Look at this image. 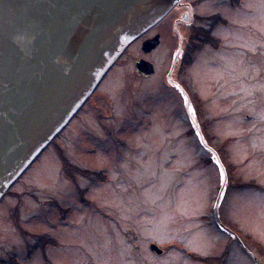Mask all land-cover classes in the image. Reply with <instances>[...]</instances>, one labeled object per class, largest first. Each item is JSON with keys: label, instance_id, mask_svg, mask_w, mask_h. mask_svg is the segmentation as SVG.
Wrapping results in <instances>:
<instances>
[{"label": "rangeland", "instance_id": "1", "mask_svg": "<svg viewBox=\"0 0 264 264\" xmlns=\"http://www.w3.org/2000/svg\"><path fill=\"white\" fill-rule=\"evenodd\" d=\"M227 2L197 7L219 13L207 26L224 18L216 53L209 34L213 47H192L193 32L175 30L174 14L130 42L1 198L0 264H264V0H230L233 9ZM155 35L159 46L144 52ZM141 60L153 65L152 76L138 71ZM59 148L105 179L73 172L71 181ZM219 195L224 229L213 211ZM42 234L58 245L43 253L47 240L33 236Z\"/></svg>", "mask_w": 264, "mask_h": 264}, {"label": "water", "instance_id": "2", "mask_svg": "<svg viewBox=\"0 0 264 264\" xmlns=\"http://www.w3.org/2000/svg\"><path fill=\"white\" fill-rule=\"evenodd\" d=\"M179 1L0 0V200L79 112L130 42ZM159 43L155 35L142 50ZM136 65L141 74L154 72L146 61ZM219 198L213 211L224 229Z\"/></svg>", "mask_w": 264, "mask_h": 264}, {"label": "flooded vegetation", "instance_id": "3", "mask_svg": "<svg viewBox=\"0 0 264 264\" xmlns=\"http://www.w3.org/2000/svg\"><path fill=\"white\" fill-rule=\"evenodd\" d=\"M203 1L204 0H201V1L199 0L198 1L199 3H197V0H192L191 2L188 1V0H180L177 4L174 5V7L171 8V11L163 19H161V22H159L158 24H156L153 27H156V26L160 25L163 22V20L171 18L173 16V14H174L175 18L173 19L174 20L173 26H174L175 30H178V28L184 27V28H187V30L189 32H191V33L193 32V39H192L193 46L192 47H194V46L201 47V45H203V47H205V45H209V46L213 47L212 45L209 44V42H210V40H208V34H209V36L211 37V40L213 42L214 41L215 42L218 41V44L216 43L214 45V48H212V51L215 52V53L217 51H220L221 45L224 43V42H222L223 41V35L222 36L216 35L214 32H215V28L218 25L221 26L220 24H223L224 18H222L220 16V18L222 20L218 24L212 25V23H214V21H215V20H212L211 25L207 26L206 24H207V22H209L207 20L208 16H214V15L219 14V13H217L216 11L214 13H210L209 15H201L200 13H197L198 12L197 11V9H198L197 7L202 5ZM229 1L230 0H228L227 5H228V7H230V9H233L234 7H232L231 4H229ZM210 27H211V29H210ZM217 32H218V30H217ZM211 33H213V35H211ZM147 38H149V37L147 36ZM172 68L170 69V73L169 74L170 75H172V74L175 75L174 74L175 71ZM174 69H176V68H174ZM154 71H155V69H154ZM180 71H181V69L178 68L176 70V74L179 75L178 72H180ZM165 74L167 76H169L168 71ZM152 75H146V77H150ZM174 80L178 83V85H180L182 87V90H180V91L183 92L182 93L183 101H184L185 105H187V109H188V111L191 114V115L189 114V116H191L192 119L194 117L197 118V116H196L197 115V110L195 109L196 115H194L193 114L194 112L192 110L194 106L190 105V103H189V99L191 97H190V94L188 93V89L184 88L181 80L176 79V77H175ZM175 81H172V80L170 81V85H171L172 88L177 87V84H176ZM201 98L200 97H196L195 98L196 102H199L201 100ZM191 101H193V100H191ZM197 105H201L203 107H206V105L202 102V100H201V103L197 104ZM194 126H195L194 127V129H195L194 132L198 133V131H199V129L201 127L197 126L196 124H194Z\"/></svg>", "mask_w": 264, "mask_h": 264}, {"label": "trees", "instance_id": "4", "mask_svg": "<svg viewBox=\"0 0 264 264\" xmlns=\"http://www.w3.org/2000/svg\"><path fill=\"white\" fill-rule=\"evenodd\" d=\"M57 154H59V156L61 158V162H62V164H64V168L66 170L68 169L67 173L69 175L70 180L73 181V182H76V180H75V174H73V172L74 173H77V174H81V175L83 174V175H85V176H87V177H89L91 179H92V176L95 175V177L97 176V179L98 180H101V181H103L105 179V177H106L104 175V173H101V172H91L88 169H83V168L81 169L77 165L70 163L69 160L67 159V157L64 155V153L62 152V150L60 148L57 149ZM70 169H71V171H70ZM242 186H246V187L251 186V187H253L252 184H243ZM76 189L78 191L79 196H81L82 202H87L85 200V198H84V189L83 190L80 189L77 185H76ZM61 211H62V215L64 216L63 212H65L66 210L62 209ZM33 236L36 237L37 240H39L38 242H41V243H42V240H47V242H44L42 244V247L40 249L42 251L44 250V247H46V246L53 247V246H57L58 245V241L55 240L54 238L53 239L50 238L47 234L33 235ZM36 248H40V245H34V246H32V249L31 250L29 249V251H30L29 254H28L29 257H30V254H32L36 250ZM43 253H44V251H43ZM198 259L201 260L202 262H204L202 260V258H198ZM206 261H207V259H206Z\"/></svg>", "mask_w": 264, "mask_h": 264}, {"label": "bare ground", "instance_id": "5", "mask_svg": "<svg viewBox=\"0 0 264 264\" xmlns=\"http://www.w3.org/2000/svg\"><path fill=\"white\" fill-rule=\"evenodd\" d=\"M113 65H114V64H113ZM107 73H109V72H107ZM104 76H105V75H104ZM104 76H103V78H104ZM103 78H102V79H103ZM111 81H112V80L110 79L109 81L106 82V84H107V85L109 84V85L112 86L113 83H112ZM100 82H101V81H100ZM100 82H99V83H100ZM167 101H168V100H167ZM167 101H166V99L164 100V103H165L164 106L170 105V103H172V102H170V101H169V102H167Z\"/></svg>", "mask_w": 264, "mask_h": 264}]
</instances>
